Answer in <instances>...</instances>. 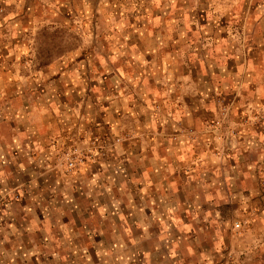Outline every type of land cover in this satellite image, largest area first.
Here are the masks:
<instances>
[{
	"label": "crops",
	"instance_id": "obj_1",
	"mask_svg": "<svg viewBox=\"0 0 264 264\" xmlns=\"http://www.w3.org/2000/svg\"><path fill=\"white\" fill-rule=\"evenodd\" d=\"M242 1L229 2L237 11ZM202 4L172 18L180 31L138 32L136 46L116 48L113 83L94 73L105 62L80 63L85 48L45 67L0 59V186L37 200L18 214L56 215L33 228L55 263L92 260L94 233L107 229L99 216H129L112 230H169L163 216L180 213L172 229L181 230V262L216 264L219 249L233 246L219 232L236 212L252 216L245 264H264V16L249 4L225 19L215 2L200 14ZM11 51L19 54H2ZM84 132L124 141L80 173L60 174L55 150ZM14 212L4 207L0 220Z\"/></svg>",
	"mask_w": 264,
	"mask_h": 264
},
{
	"label": "rangeland",
	"instance_id": "obj_2",
	"mask_svg": "<svg viewBox=\"0 0 264 264\" xmlns=\"http://www.w3.org/2000/svg\"><path fill=\"white\" fill-rule=\"evenodd\" d=\"M194 1L198 0H184L182 3L184 8H181V0H0V18H6L5 22L0 20V59L9 58L13 62L45 67L55 59L65 58L67 52H80L81 48H85L87 53L80 56L84 57V61L80 63L101 65L105 62L102 67H99L100 70L98 67L94 68V73L96 75L97 71L104 70L108 81L113 83L111 63L115 49L136 46L138 42L135 35L138 32L146 34L169 30L180 31L181 22L177 19H173V23L170 21L172 18L181 16L182 11L186 14H194L192 7ZM200 1L204 2L200 14H209L207 7L209 8V4L215 2L218 4L216 13L225 19L233 13L237 16L242 15L249 4L253 16L255 15L256 18L264 16V6H261L264 5V0H243L239 3L240 7L237 11L234 10L233 2H229L232 0ZM214 10V8L211 9V12ZM167 15L170 16L169 22L162 19ZM237 18L233 22L234 25L240 24ZM261 22L264 26V20ZM207 29L211 30L209 25ZM247 30L252 31L253 24L250 23ZM125 42L128 45L125 46ZM257 42L258 40L254 41V44ZM8 46L19 51V54L13 55L12 51L9 55L2 54ZM70 56L67 57L68 62L76 58L77 54ZM62 61L64 59L59 63ZM75 61L78 60L75 59ZM123 141L122 136H96L90 132L81 133L77 139L64 141L55 150L56 168L65 176L76 175L86 165L106 159ZM65 151L73 152L75 156L83 159V163H78L74 170H67L62 160ZM35 201L25 200L24 202L22 199L20 201L12 191L0 186V212L8 205L15 210L10 222L5 224L4 220H0V264H40V261L42 264H62L55 263L51 259L52 248L49 244H41L39 232L33 229L40 226L42 221L49 226L50 219L54 220L56 215L18 214V208L26 207L31 203L35 206ZM39 201L42 207L44 205L49 207L50 199H46L44 195H41ZM76 204L80 209L83 207L79 200ZM77 211L75 210L74 218L81 226L82 216L76 215ZM166 217L170 219L169 230L118 231L110 229L115 227L114 220L122 221L124 225L130 220L129 216L119 218L108 215L105 218L99 216V222L107 229L94 233V238H98L100 245L90 242L89 250L92 260L85 263L79 256L74 255L73 263L199 264L181 262V230L172 229L181 226V214L164 215V222ZM251 217L235 212L229 218L226 225L227 231L219 233L225 235V240L230 241L231 238L234 243L231 248L226 246L219 249L216 264L246 263L248 258L245 255L246 242H248L246 240H249L247 234ZM132 221L144 223L145 218L136 216L132 218ZM80 233L85 234L86 231ZM188 240L193 241L192 238Z\"/></svg>",
	"mask_w": 264,
	"mask_h": 264
},
{
	"label": "built area",
	"instance_id": "obj_3",
	"mask_svg": "<svg viewBox=\"0 0 264 264\" xmlns=\"http://www.w3.org/2000/svg\"><path fill=\"white\" fill-rule=\"evenodd\" d=\"M62 160L67 170H74L78 163H83V159L79 156H75L71 151H65Z\"/></svg>",
	"mask_w": 264,
	"mask_h": 264
}]
</instances>
